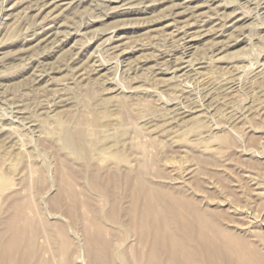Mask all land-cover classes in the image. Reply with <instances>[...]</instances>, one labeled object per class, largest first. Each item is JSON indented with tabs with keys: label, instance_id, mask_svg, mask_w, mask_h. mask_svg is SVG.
<instances>
[{
	"label": "rangeland",
	"instance_id": "obj_1",
	"mask_svg": "<svg viewBox=\"0 0 264 264\" xmlns=\"http://www.w3.org/2000/svg\"><path fill=\"white\" fill-rule=\"evenodd\" d=\"M156 227L264 264V0H0V264H152Z\"/></svg>",
	"mask_w": 264,
	"mask_h": 264
},
{
	"label": "bare ground",
	"instance_id": "obj_2",
	"mask_svg": "<svg viewBox=\"0 0 264 264\" xmlns=\"http://www.w3.org/2000/svg\"><path fill=\"white\" fill-rule=\"evenodd\" d=\"M47 1H49V0H47ZM54 2V1H53ZM48 3V2H47ZM46 3V4H47ZM44 5V4H43ZM45 8V7H44ZM148 217V216H147ZM146 220V219H145ZM147 226H148V224H149V222H148V220H147ZM159 228H155V230H154V233H153V244H152V247H151V255L152 256H154V261H153V263L152 264H160V261L158 260V258H159V255H160V252H162L161 251V249H160V243H159ZM191 234H189V236H190ZM145 237V239L146 240H148L149 238H148V235L147 236H144ZM150 241V239L148 240V242ZM219 241V240H218ZM144 244H146L145 242H144ZM202 249H204V248H202ZM180 251V250H179ZM203 251V250H202ZM226 251H227V247L225 248L224 247V250L222 249V251H220V254L219 253H217V255L216 254H214L215 256H218L219 258L220 257H222V260H223V263L222 264H232V262H230V263H227V261H226V259H224V254L226 253ZM204 252H206V250L204 251ZM175 254H177V253H175ZM179 257H181V255H180V252H179V255H178ZM212 257V256H211ZM176 260H177V257H176ZM178 262H177V264H183V262H181L179 259L177 260Z\"/></svg>",
	"mask_w": 264,
	"mask_h": 264
}]
</instances>
